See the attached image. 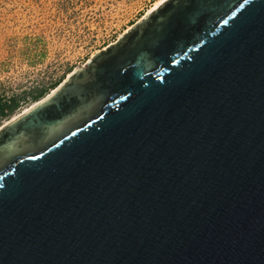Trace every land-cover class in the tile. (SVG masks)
Here are the masks:
<instances>
[{
    "label": "water",
    "instance_id": "obj_1",
    "mask_svg": "<svg viewBox=\"0 0 264 264\" xmlns=\"http://www.w3.org/2000/svg\"><path fill=\"white\" fill-rule=\"evenodd\" d=\"M0 126V264H264V0H160Z\"/></svg>",
    "mask_w": 264,
    "mask_h": 264
},
{
    "label": "rangeland",
    "instance_id": "obj_2",
    "mask_svg": "<svg viewBox=\"0 0 264 264\" xmlns=\"http://www.w3.org/2000/svg\"><path fill=\"white\" fill-rule=\"evenodd\" d=\"M158 1L0 0V96L60 82ZM35 102L21 98L0 126Z\"/></svg>",
    "mask_w": 264,
    "mask_h": 264
},
{
    "label": "trees",
    "instance_id": "obj_3",
    "mask_svg": "<svg viewBox=\"0 0 264 264\" xmlns=\"http://www.w3.org/2000/svg\"><path fill=\"white\" fill-rule=\"evenodd\" d=\"M59 82V80H54L50 82L47 86H39L28 89L27 91H22L18 94H11L6 98L0 96V116L6 115L11 112L17 105L19 100L24 97L37 101L38 98L43 96L47 92V88L53 89V87Z\"/></svg>",
    "mask_w": 264,
    "mask_h": 264
},
{
    "label": "bare ground",
    "instance_id": "obj_4",
    "mask_svg": "<svg viewBox=\"0 0 264 264\" xmlns=\"http://www.w3.org/2000/svg\"><path fill=\"white\" fill-rule=\"evenodd\" d=\"M159 1H160V0H159ZM159 1H158V2H159ZM155 4H156V3H155ZM155 4H154V5H155ZM38 101H39V100H37L36 102H38ZM36 102H35V103H36ZM35 103H33V104H35ZM33 104H32V105H33ZM27 108H29V107H27ZM27 108H26V109H27ZM26 109H24V110H26ZM24 110H22V112H23ZM20 113H21V112H20ZM16 115H18V114H16ZM16 115H14L13 117H15ZM13 117H12V118H13Z\"/></svg>",
    "mask_w": 264,
    "mask_h": 264
}]
</instances>
